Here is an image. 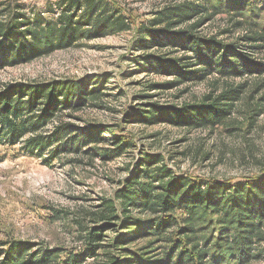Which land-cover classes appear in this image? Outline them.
I'll list each match as a JSON object with an SVG mask.
<instances>
[{"label": "trees", "instance_id": "16d2710c", "mask_svg": "<svg viewBox=\"0 0 264 264\" xmlns=\"http://www.w3.org/2000/svg\"><path fill=\"white\" fill-rule=\"evenodd\" d=\"M57 8L54 18L27 16L18 0H0V70L134 25L117 0H58ZM208 25L214 33L202 32ZM134 31L146 72L169 78L148 88L212 87L196 102L135 109V122L210 131L224 127L241 100L248 128L264 113V0H168ZM220 80L240 82L218 91ZM101 82L84 76L4 85L0 146L49 166L68 155L105 162L130 154L135 145L121 125L77 123L101 100ZM128 171L112 197L101 200L92 215L99 225L84 232L80 247L9 240L0 242V264L264 263V170L236 180L191 177L142 151Z\"/></svg>", "mask_w": 264, "mask_h": 264}, {"label": "rangeland", "instance_id": "374dc122", "mask_svg": "<svg viewBox=\"0 0 264 264\" xmlns=\"http://www.w3.org/2000/svg\"><path fill=\"white\" fill-rule=\"evenodd\" d=\"M18 1L27 16L40 13L43 18H54L60 12L58 0ZM117 1L134 23L130 31L82 40L30 63L3 68L0 89L15 82L97 77L102 81L103 96L79 114V127L121 125L135 148L115 160L104 162L95 157L90 161L87 155H68L49 166L43 159L23 155L18 148L0 146V242L27 241L39 247L68 250L80 247L84 232L99 225L92 215L100 211L101 200L112 197L118 182L129 176L128 166L142 151L162 155L174 171L191 177L236 180L264 170V113L248 128L242 121L244 100L236 104L229 125L210 131L186 132L169 125L135 122V109H146L144 105L149 103L196 102L212 87L206 82L168 90L148 88L169 78L146 72L142 53L135 47L134 30L168 0ZM214 28L208 25L202 32L214 33ZM239 82L220 80L213 87L219 91ZM254 82L248 80L247 88ZM52 126L43 132L48 133ZM233 128L237 130L230 131ZM103 137L108 139L107 135Z\"/></svg>", "mask_w": 264, "mask_h": 264}]
</instances>
